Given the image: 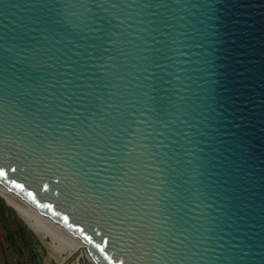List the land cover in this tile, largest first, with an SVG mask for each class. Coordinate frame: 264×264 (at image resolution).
<instances>
[{
	"label": "water",
	"instance_id": "95a60500",
	"mask_svg": "<svg viewBox=\"0 0 264 264\" xmlns=\"http://www.w3.org/2000/svg\"><path fill=\"white\" fill-rule=\"evenodd\" d=\"M0 172L86 264H264V0H0Z\"/></svg>",
	"mask_w": 264,
	"mask_h": 264
},
{
	"label": "trees",
	"instance_id": "16d2710c",
	"mask_svg": "<svg viewBox=\"0 0 264 264\" xmlns=\"http://www.w3.org/2000/svg\"><path fill=\"white\" fill-rule=\"evenodd\" d=\"M0 231L5 238L6 249L23 264H41V242L28 224L20 218L16 209L7 205L0 195Z\"/></svg>",
	"mask_w": 264,
	"mask_h": 264
},
{
	"label": "bare ground",
	"instance_id": "6f19581e",
	"mask_svg": "<svg viewBox=\"0 0 264 264\" xmlns=\"http://www.w3.org/2000/svg\"><path fill=\"white\" fill-rule=\"evenodd\" d=\"M0 194L6 199L9 205H12L19 212L20 216L25 219L30 227L36 232H45L51 235L53 241H57L58 245L55 246V250L58 252L65 251L67 245L73 244L76 249L83 254V258L77 264H86L85 260L90 259L87 247L80 243L77 238L70 232H67L57 223L45 218L43 215L38 213L34 208L28 205L25 201L15 196L12 192L7 191L0 185Z\"/></svg>",
	"mask_w": 264,
	"mask_h": 264
},
{
	"label": "rangeland",
	"instance_id": "374dc122",
	"mask_svg": "<svg viewBox=\"0 0 264 264\" xmlns=\"http://www.w3.org/2000/svg\"><path fill=\"white\" fill-rule=\"evenodd\" d=\"M20 216L19 212L17 211ZM21 219H23L20 216ZM27 224L28 222L23 219ZM30 227V225L28 224ZM30 229L37 235L41 246L39 249L41 264H77L78 259L83 258V254L75 248L73 244L68 243L67 249L62 252L55 250V246L58 245L57 241H53L51 235L40 231L36 233L31 227ZM73 254H77V257H73ZM70 260V261H69ZM0 264H23L17 257H14L9 251L5 249L4 236L0 231Z\"/></svg>",
	"mask_w": 264,
	"mask_h": 264
},
{
	"label": "flooded vegetation",
	"instance_id": "af4514ba",
	"mask_svg": "<svg viewBox=\"0 0 264 264\" xmlns=\"http://www.w3.org/2000/svg\"><path fill=\"white\" fill-rule=\"evenodd\" d=\"M4 240H5V238H4ZM6 242V241H5ZM5 249H6V244H5ZM7 250V249H6ZM8 251V250H7ZM10 253V252H9ZM13 255V254H12ZM14 256V255H13ZM15 257V256H14Z\"/></svg>",
	"mask_w": 264,
	"mask_h": 264
},
{
	"label": "snow or ice",
	"instance_id": "6c2138e0",
	"mask_svg": "<svg viewBox=\"0 0 264 264\" xmlns=\"http://www.w3.org/2000/svg\"><path fill=\"white\" fill-rule=\"evenodd\" d=\"M0 175H3V173H2V172H0Z\"/></svg>",
	"mask_w": 264,
	"mask_h": 264
}]
</instances>
